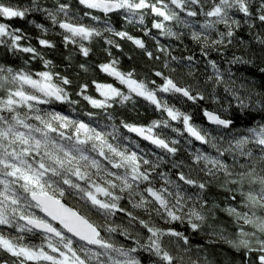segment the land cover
Segmentation results:
<instances>
[{"label": "snow or ice", "instance_id": "snow-or-ice-1", "mask_svg": "<svg viewBox=\"0 0 264 264\" xmlns=\"http://www.w3.org/2000/svg\"><path fill=\"white\" fill-rule=\"evenodd\" d=\"M77 2L84 9L83 17L72 14L67 0H57L51 9L40 0H30L28 7H14L0 0V18L25 19L30 13H40L62 30L64 45L77 46L84 57L90 53L85 42L94 38H104L106 44L118 48L113 39L104 36L110 33L131 41L149 59L159 57H153L142 39L113 29L108 23L111 14L124 12L127 19L140 14L142 20L143 14L150 12L161 18L154 20L152 27L176 39L180 36L165 22L190 28L195 18L202 16L203 31L193 30L191 39L204 41L201 52L205 56L209 48L205 32L222 24L226 31L212 45L223 46L226 38L230 44L234 29L242 22L235 18L237 14L249 28L256 22L264 25V0ZM84 17L93 22H101L103 17V27L80 22ZM35 26L42 33L48 31L41 24ZM27 39L20 29L0 22V46L13 55L30 54L25 65L39 59L45 69L31 72L26 67L0 64V252L13 258L12 264H145V256L148 264H202L201 258L192 259L191 253L193 247L199 252L203 246L193 245L190 237L173 225L179 222L196 234L207 221L206 213L214 215L216 209L232 218L235 235L228 238L223 231L212 232L215 239L207 243L222 241L242 252L245 264L253 254L251 264H264V121L241 130L231 111L233 101L236 110L244 114L264 110V93L255 98L251 94L241 97L231 86L235 81H226L212 60L208 61L213 70L208 80L214 81V86L213 92H207V83L203 90L192 84L181 86L162 71L153 73L162 83L137 79L134 69L122 71L119 60L110 59L97 67L115 83L92 82L102 99L88 94L87 83L78 86L75 96L79 99H73L69 91L72 80L54 72L52 62L36 47L21 43ZM37 39L43 48L55 47L45 38ZM256 39L264 44V37ZM158 48L170 55L163 46ZM176 59L171 56V60ZM186 59L191 62L193 57ZM229 63L248 61L233 56ZM80 67L87 71L85 65ZM221 84L232 98L226 105L214 95L215 86ZM137 98L147 102L160 118L148 124L126 119L116 122L114 106L135 105ZM172 100L181 105L191 102L195 107L209 101L219 105L201 108L203 118L217 135L194 123L193 112L182 110ZM82 101L99 111H85L83 118H77L81 114L75 107V115L53 107ZM101 114L104 122L96 119ZM169 129L178 137L187 133L188 144L196 141L210 146L216 155L196 148L190 153L191 163L176 159L181 152L180 139L167 135L165 130ZM140 141L159 150L152 153L155 159ZM226 156H231V165ZM165 163L171 167L161 171ZM213 186L229 194L224 207L215 203L209 207L207 193ZM238 197V206L228 202ZM66 198L75 199L79 207L66 206ZM93 215L99 219L93 220ZM5 229L14 230L16 235ZM25 234L39 236L41 243H25ZM114 234L122 237V242L115 240ZM203 264L210 262L204 258Z\"/></svg>", "mask_w": 264, "mask_h": 264}, {"label": "trees", "instance_id": "trees-1", "mask_svg": "<svg viewBox=\"0 0 264 264\" xmlns=\"http://www.w3.org/2000/svg\"><path fill=\"white\" fill-rule=\"evenodd\" d=\"M5 4H11L14 7H28L30 6V0H2ZM43 6L53 8L57 3V0H40ZM63 2V0H60ZM71 6L72 14L75 17H83V7L78 5L77 0H67ZM102 16V14H100ZM127 13H113L108 17V23L116 31H124L129 35L140 38L145 42V45L149 51L153 53V57H159V59H149L142 50L138 49L131 41L127 39H120L119 37L112 36L110 33H105L104 36L113 39L119 47L110 46L105 43L104 38H94L91 42H85V46L90 48V53L87 57H84L79 53L78 47L75 45L65 46L60 35L61 29L58 26L51 24V21L46 19L40 13H30L25 19L14 18L11 20H5L0 18V22H4L12 29H20L28 39L21 41L22 44L36 47L40 51L44 58L52 62V69L54 72H58L61 75L67 76L72 80V86L69 91L73 93V99H79L75 96V92L78 90L80 84L87 83L90 87L88 94L99 97L96 92L93 81L97 83H115L112 77L107 76L101 72L97 67L102 63H107L110 59L119 60V68L122 71H129L134 69L137 79H155L157 83H162L159 77H155L153 73L155 71H162L165 75H171V77L181 86L192 84L203 86L207 83V92H213L214 81L208 80V77L213 74L208 61L212 60L217 63L220 71L224 73V79L231 83L234 90L238 92L241 97L249 94L255 98L258 94L264 93V44H260L256 37H264V25L256 22L253 27L249 28L247 24L243 23V17L240 14L236 15V19H240L241 25L239 28L234 29V35L231 38V43H228V39H225L223 46H214L212 41L219 40L220 34L226 31L224 25H217L215 29L205 32L208 36L209 48L207 49V55H203L201 52L203 40L200 42L193 41L191 39V32L203 31L200 28V24L203 22V17L199 16L195 18V22L190 28H185L182 25H177L175 22H165L167 27L172 28L180 38L176 39L173 37H167L160 34V30L154 29L152 24L154 20L161 18L154 17L150 12L141 15L137 14L132 19H127ZM193 20V18H187ZM103 21V17H102ZM93 22L89 18L84 17L80 22L85 24H93L97 27H103V23ZM36 24H41L48 29L46 33H42L36 28ZM146 31H150V35H145ZM38 37L45 38L55 44L54 48H43L38 44ZM159 46L167 49L166 54L164 51H160ZM217 48L219 50H217ZM111 53V56L109 55ZM171 56L177 57L175 61L171 60ZM192 56L193 60L189 62L186 58ZM233 56L242 57L248 63H236L232 64L229 61ZM30 54L16 53L15 55L8 53L7 50L0 46V64H5L13 68H24L26 67L31 72L42 71L44 65L39 59L31 60L29 64L25 65V60H29ZM168 63L169 67L165 68V63ZM83 64L87 68V71L82 69L80 65ZM174 70V71H173ZM119 86V85H116ZM122 87V86H121ZM126 91V89H124ZM214 95L220 99L221 104L226 105L228 100H231V96L224 91V85H216ZM173 103H177L172 100ZM232 112L236 116V127L243 130L246 127H251L257 122L264 121V110H251L247 114H244L235 108V101L232 102ZM178 107L182 110L193 112L194 123L201 125L202 127L208 128L213 135L217 133L213 130V127L208 125L203 118L201 108L207 107L209 109L217 108L219 105H213L210 101L205 103L201 102L200 107L191 105V102L181 105L177 103ZM45 108L49 106H43ZM55 110L64 112L65 114H71L72 108L75 107L77 112L81 114L85 111H99L91 109L86 102H81L78 105H55ZM115 111L113 116L116 118V122L121 119H126L128 122H135L138 124H148L154 119H159L160 114L153 111L147 102L140 98H137L135 105L131 103L125 106L115 105ZM97 120L104 122L103 114L96 117ZM174 126L181 127L182 125L174 124ZM167 135L174 138L180 139L181 152L178 154L176 159L184 160L186 163H191L190 153L194 152L196 148H201L209 155H216L215 149L207 145H201L199 142L193 141L191 144L187 143L190 139L187 137V133H184L183 137H178L177 134L172 133L171 130H165ZM138 139V138H137ZM143 148L148 150L149 157L155 159L152 155L153 151L159 153V150L153 149V146L146 141H140ZM224 146H227L226 144ZM259 155V153H256ZM225 161L231 165L233 163L231 156H226ZM241 163H243V159ZM202 166V165H201ZM170 164H162L161 171H168ZM239 170V168H237ZM187 171V168H185ZM171 175V173H170ZM219 182H222V177ZM219 182H214L219 183ZM228 193L224 192L217 186L210 187L207 196L210 201L209 207L212 204H219L220 207L226 205V197ZM239 197L237 201H228L233 205L238 206ZM66 204L72 208H78L79 204L75 199L66 198L63 200ZM208 216L206 223L203 225L202 230L196 234H193L190 229L184 224L177 222L173 225L178 231L185 232L190 237L193 245H202L203 247L199 252L193 247L191 256L192 259L201 258L203 264L204 258L207 259L210 264H245V258L242 252H237L230 248L226 243L220 241L213 244H208L207 241L214 240L215 237L210 235L212 232H221L228 238H233L235 235V226L231 217L226 213L221 212L219 209L215 210L214 215L206 213ZM93 220L99 218L93 215ZM120 223V220H116ZM10 235H16L14 230L5 229ZM114 239L118 242H122V237L114 234ZM25 243L29 244H40L41 238L35 234H25ZM255 259V254L251 257V260ZM13 258L7 254L0 252V264H12ZM251 260L247 264H251ZM145 264H148V258L144 257ZM31 264V262H30Z\"/></svg>", "mask_w": 264, "mask_h": 264}, {"label": "water", "instance_id": "water-1", "mask_svg": "<svg viewBox=\"0 0 264 264\" xmlns=\"http://www.w3.org/2000/svg\"><path fill=\"white\" fill-rule=\"evenodd\" d=\"M206 121V120H205ZM206 123H207V121H206ZM208 124V123H207ZM63 203H65V202H63ZM66 204V203H65ZM66 206H68V207H70V208H72L71 206H69L68 204H66Z\"/></svg>", "mask_w": 264, "mask_h": 264}]
</instances>
